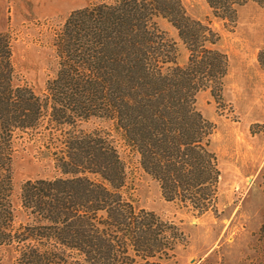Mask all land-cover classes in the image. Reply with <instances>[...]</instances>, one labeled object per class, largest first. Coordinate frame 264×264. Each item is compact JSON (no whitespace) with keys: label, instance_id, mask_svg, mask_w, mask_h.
Masks as SVG:
<instances>
[{"label":"trees","instance_id":"16d2710c","mask_svg":"<svg viewBox=\"0 0 264 264\" xmlns=\"http://www.w3.org/2000/svg\"><path fill=\"white\" fill-rule=\"evenodd\" d=\"M249 1L264 8V0H205L212 17L230 23ZM157 18L177 31L188 52L184 65ZM219 40L181 0H95L70 12L57 30V69L37 95L14 83L10 38L0 33V251L10 249L14 264L172 262L182 231L124 197L114 138L81 124L107 122L138 152L166 201L196 216L216 213L215 126L196 99L204 91L221 96L228 60ZM23 137L45 148L60 176L22 184L18 222L12 159Z\"/></svg>","mask_w":264,"mask_h":264},{"label":"rangeland","instance_id":"374dc122","mask_svg":"<svg viewBox=\"0 0 264 264\" xmlns=\"http://www.w3.org/2000/svg\"><path fill=\"white\" fill-rule=\"evenodd\" d=\"M95 0H0V33L10 38L15 84L42 95L54 76V37L67 15ZM187 15L208 22L218 32L217 48L227 56L228 69L220 97L197 95L196 107L215 126L212 148L220 179L217 211L202 216L166 201L159 184L147 174L138 152L104 121L81 124L85 130L108 132L124 163L122 192L137 210L155 213L175 223L184 235L169 264H264V8L247 2L237 8L233 23L211 16L205 0H181ZM157 28L174 46L182 66L188 52L177 31L163 18ZM60 173L40 144L28 137L15 141L12 159V206L23 216L20 189L24 182L53 179ZM0 264H14L10 249L0 251Z\"/></svg>","mask_w":264,"mask_h":264}]
</instances>
